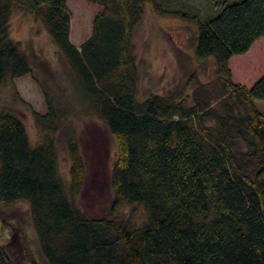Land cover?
Masks as SVG:
<instances>
[{"label":"trees","instance_id":"1","mask_svg":"<svg viewBox=\"0 0 264 264\" xmlns=\"http://www.w3.org/2000/svg\"><path fill=\"white\" fill-rule=\"evenodd\" d=\"M67 1L0 0V206L28 202L48 264H264V112L255 102L264 101V75L249 88L232 81L229 66L264 37V0L226 5L208 21L155 0H87L101 9L80 46L70 38ZM148 3L198 23L196 56L215 58L217 88L191 76L166 94L140 95L132 35ZM14 11L31 14L63 54L78 109L53 97L10 38ZM27 75L47 103L45 113L33 111L42 135L36 146L18 114L2 106L6 81ZM80 109L98 117L116 144L113 198L98 217L75 200L85 178ZM61 142L72 163L68 185L59 173ZM136 204L146 213L139 227L123 215ZM13 225L30 249L26 232ZM14 235L0 243V264H16Z\"/></svg>","mask_w":264,"mask_h":264},{"label":"rangeland","instance_id":"2","mask_svg":"<svg viewBox=\"0 0 264 264\" xmlns=\"http://www.w3.org/2000/svg\"><path fill=\"white\" fill-rule=\"evenodd\" d=\"M241 0H155L165 10L184 11L208 21L217 16L226 5ZM71 12V41L80 46L92 32L93 19L101 9L87 0H68ZM198 23L175 14H161L154 4H145L144 15L132 35L139 70V93L166 94L169 90L184 86L194 76L195 84L219 86L214 72V57L205 61L196 56L195 40ZM10 38L18 42L35 62V72L55 98L62 99L78 109L77 90L74 75L59 48L54 44L44 26L23 11H14L10 19ZM43 59V61H39ZM37 60V61H36ZM229 66L232 81L252 87L264 75V37L255 41L244 55H235ZM43 79L45 81H43ZM190 92V90H189ZM2 106L23 120L33 146L41 142L42 135L37 127L33 111L45 113L47 103L43 88L31 75L8 79L1 92ZM264 112V101L255 100ZM82 116L77 119V139L85 163V178L81 192L75 198L77 206L88 217L105 213L112 201L113 190L110 171L116 159V144L103 122L96 116ZM71 158L63 142L59 146V173L68 185L71 178ZM124 217L135 227L146 220L144 208L136 204L123 207ZM13 223L24 230L31 242L29 249L22 237L16 235ZM14 235L16 264H48L40 249L34 231L29 204L21 201L11 207L0 206V243H8Z\"/></svg>","mask_w":264,"mask_h":264}]
</instances>
